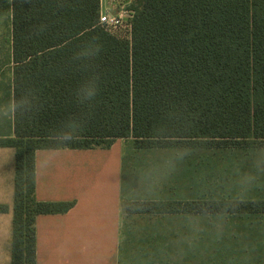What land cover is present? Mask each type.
<instances>
[{
  "label": "trees",
  "instance_id": "obj_1",
  "mask_svg": "<svg viewBox=\"0 0 264 264\" xmlns=\"http://www.w3.org/2000/svg\"><path fill=\"white\" fill-rule=\"evenodd\" d=\"M10 1L14 136L0 146L15 149L11 264H35L37 214L71 205L34 198L36 149L126 137L264 146V0H131L127 37L99 23V0ZM203 205L254 212L264 199Z\"/></svg>",
  "mask_w": 264,
  "mask_h": 264
},
{
  "label": "crops",
  "instance_id": "obj_2",
  "mask_svg": "<svg viewBox=\"0 0 264 264\" xmlns=\"http://www.w3.org/2000/svg\"><path fill=\"white\" fill-rule=\"evenodd\" d=\"M130 1L99 0L100 13L130 16ZM7 74L0 138L14 136L12 66ZM125 139L34 151V198L71 203L35 216V264H264V209L203 211L204 203L264 199V146ZM14 157L0 146V264H11ZM146 201L155 212L124 208Z\"/></svg>",
  "mask_w": 264,
  "mask_h": 264
},
{
  "label": "rangeland",
  "instance_id": "obj_3",
  "mask_svg": "<svg viewBox=\"0 0 264 264\" xmlns=\"http://www.w3.org/2000/svg\"><path fill=\"white\" fill-rule=\"evenodd\" d=\"M132 6L130 1L127 8ZM131 14V13H130ZM130 16L127 13L126 16H122V24L120 25L119 33L123 36L128 35V22ZM11 25H10V7L6 0H0V79L5 81L7 79V73L10 72L11 56H10V45H11ZM127 142H132L131 137L125 139Z\"/></svg>",
  "mask_w": 264,
  "mask_h": 264
},
{
  "label": "built area",
  "instance_id": "obj_4",
  "mask_svg": "<svg viewBox=\"0 0 264 264\" xmlns=\"http://www.w3.org/2000/svg\"><path fill=\"white\" fill-rule=\"evenodd\" d=\"M99 23L102 24L109 32L118 33L120 25L122 24V16L100 13ZM127 28H129V24L127 25Z\"/></svg>",
  "mask_w": 264,
  "mask_h": 264
},
{
  "label": "clouds",
  "instance_id": "obj_5",
  "mask_svg": "<svg viewBox=\"0 0 264 264\" xmlns=\"http://www.w3.org/2000/svg\"><path fill=\"white\" fill-rule=\"evenodd\" d=\"M78 98L84 101L90 100L95 95V89L89 88L87 90H83L82 92L78 90Z\"/></svg>",
  "mask_w": 264,
  "mask_h": 264
}]
</instances>
